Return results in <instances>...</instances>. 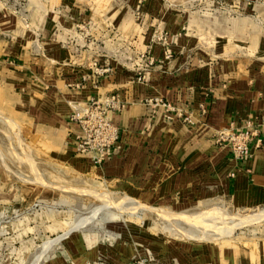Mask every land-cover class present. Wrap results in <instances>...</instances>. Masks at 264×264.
Segmentation results:
<instances>
[{
	"label": "crops",
	"instance_id": "crops-1",
	"mask_svg": "<svg viewBox=\"0 0 264 264\" xmlns=\"http://www.w3.org/2000/svg\"><path fill=\"white\" fill-rule=\"evenodd\" d=\"M0 86L28 98L43 128L63 132L70 163L114 189L144 200L220 197L241 210L264 207V144L238 159L214 140L246 120L261 127L264 0H0ZM111 94L123 103L112 114L121 137L97 165L77 151L72 107ZM156 99L192 123L168 120ZM88 238L69 244H82L81 264L97 246ZM241 253L222 264H264V238L252 260L243 263ZM149 255V264H178Z\"/></svg>",
	"mask_w": 264,
	"mask_h": 264
},
{
	"label": "rangeland",
	"instance_id": "rangeland-1",
	"mask_svg": "<svg viewBox=\"0 0 264 264\" xmlns=\"http://www.w3.org/2000/svg\"><path fill=\"white\" fill-rule=\"evenodd\" d=\"M36 120L28 98L0 89V264H81L82 244H69L84 234L97 242L86 264L149 262L156 251L178 264H222L242 249L246 263L259 251L264 207L241 210L220 197L144 200L114 189L70 163L63 132Z\"/></svg>",
	"mask_w": 264,
	"mask_h": 264
},
{
	"label": "built area",
	"instance_id": "built-area-1",
	"mask_svg": "<svg viewBox=\"0 0 264 264\" xmlns=\"http://www.w3.org/2000/svg\"><path fill=\"white\" fill-rule=\"evenodd\" d=\"M153 61V59H150L151 63ZM96 70V73L103 71L101 68ZM143 70L147 71L146 69ZM145 79V73H140L137 76L139 81ZM153 104L165 107L168 120L179 119L185 123H192V115L177 108L171 102L156 99ZM72 108V119L80 127V132L75 136L77 151L90 154L92 161L97 165H101L111 155L113 148L121 137V128L114 122L112 114L123 108L122 100L119 95L111 94L104 98H92L85 103H76ZM201 109L206 112L203 105ZM260 126L264 128V117ZM260 128L252 120H246L240 128L218 130L214 135V140L220 145L228 146L235 158H247L250 155L253 143L258 146L264 144V129ZM131 264L149 263L144 258L138 263Z\"/></svg>",
	"mask_w": 264,
	"mask_h": 264
},
{
	"label": "bare ground",
	"instance_id": "bare-ground-1",
	"mask_svg": "<svg viewBox=\"0 0 264 264\" xmlns=\"http://www.w3.org/2000/svg\"><path fill=\"white\" fill-rule=\"evenodd\" d=\"M142 209H143V207H142ZM144 210H146V211H150V213H152V212H154V211H156L157 209H155L154 207L153 208H151V207H144ZM154 214V213H153ZM179 217H180V215H179ZM192 223H194V222H192ZM193 233V232H192ZM187 234H188V232H187ZM190 237H194V234H190L189 235Z\"/></svg>",
	"mask_w": 264,
	"mask_h": 264
}]
</instances>
